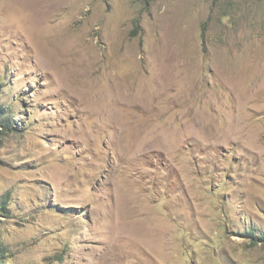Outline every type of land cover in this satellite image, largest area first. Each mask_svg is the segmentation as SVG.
I'll list each match as a JSON object with an SVG mask.
<instances>
[{
	"label": "rangeland",
	"instance_id": "rangeland-1",
	"mask_svg": "<svg viewBox=\"0 0 264 264\" xmlns=\"http://www.w3.org/2000/svg\"><path fill=\"white\" fill-rule=\"evenodd\" d=\"M0 109V264H264V0H0Z\"/></svg>",
	"mask_w": 264,
	"mask_h": 264
},
{
	"label": "trees",
	"instance_id": "trees-1",
	"mask_svg": "<svg viewBox=\"0 0 264 264\" xmlns=\"http://www.w3.org/2000/svg\"><path fill=\"white\" fill-rule=\"evenodd\" d=\"M5 112L0 109V138L6 134L11 128L9 124V117L4 116ZM0 209L3 211L6 208L4 207V202H0ZM243 236L249 237L253 242H263L264 243V233L260 232L257 228H249L244 231ZM5 253V248L0 244V260L3 259Z\"/></svg>",
	"mask_w": 264,
	"mask_h": 264
}]
</instances>
